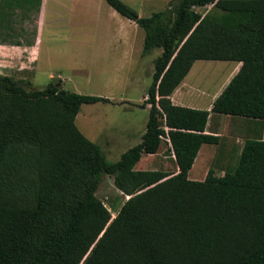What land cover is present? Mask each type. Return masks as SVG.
<instances>
[{
	"label": "trees",
	"instance_id": "1",
	"mask_svg": "<svg viewBox=\"0 0 264 264\" xmlns=\"http://www.w3.org/2000/svg\"><path fill=\"white\" fill-rule=\"evenodd\" d=\"M105 1L143 31V55L161 49L142 140L110 162L75 124L82 104L108 99L0 74V264H264V1L199 13L215 0H170L148 16ZM196 60L241 63L210 110L170 100ZM210 113L225 115L221 135L205 132ZM162 137L175 170L135 169ZM202 145L236 164L189 179ZM102 174L127 196L114 217Z\"/></svg>",
	"mask_w": 264,
	"mask_h": 264
},
{
	"label": "rangeland",
	"instance_id": "2",
	"mask_svg": "<svg viewBox=\"0 0 264 264\" xmlns=\"http://www.w3.org/2000/svg\"><path fill=\"white\" fill-rule=\"evenodd\" d=\"M89 4L90 22L84 25L81 17H75L76 26L69 23V14L61 11L64 19L45 29L44 36L55 35L56 40L45 43L49 46L57 64L52 76L50 73L40 72L31 85L34 89H42L53 80H60L61 87L70 92L96 95L108 99L107 102L82 104L75 118L78 129L88 139L98 143L105 158L110 162L117 161L121 154L142 140L149 115V105H143L146 92L152 82L154 61L161 54L156 48L143 55L141 47L134 58L127 52L121 53L116 47L119 43L104 42V38L115 35L119 27L116 19L109 10H113L105 0H86ZM140 16H148L153 11L163 10L170 0H123ZM247 0H215L214 4L196 7L199 13L217 11V4L240 2ZM264 1V0H251ZM123 20L128 18L122 17ZM98 19L105 20L106 23ZM71 22V20H70ZM133 22V21H132ZM132 35L136 43L140 44L144 33L131 23ZM27 31V30H26ZM32 28H28V33ZM131 34V31H130ZM87 38L86 40L82 38ZM90 39V41L88 40ZM142 46V44H141ZM229 66L221 60H196L189 70L190 83L193 87L188 90L185 100L205 107L210 99L221 91V84L228 74ZM184 93V91L182 90ZM144 97V98H143ZM142 98V99H141ZM129 124L126 134L116 131ZM242 138V137H241ZM170 145L162 139L156 154H143L142 162L149 164V170L161 169L174 171L173 156L169 154ZM204 153V156L202 154ZM217 148L215 145H205L198 152L195 166L191 169L190 177L202 180L205 168H213L216 175H222L224 169H229L231 163L235 165L236 157L223 164H216ZM235 163V164H233ZM138 169V167H136ZM190 171V170H189ZM97 190V196L111 211V217L126 199L116 187L112 177L102 174Z\"/></svg>",
	"mask_w": 264,
	"mask_h": 264
},
{
	"label": "crops",
	"instance_id": "3",
	"mask_svg": "<svg viewBox=\"0 0 264 264\" xmlns=\"http://www.w3.org/2000/svg\"><path fill=\"white\" fill-rule=\"evenodd\" d=\"M60 10L66 11L69 14V23L71 26H76L75 17L77 16L82 18L84 25L90 22L89 14L91 13L89 11L88 1L86 0H0V74L11 76L14 79H26L30 81L32 86L36 83L35 77L40 74V72L50 73L48 75L52 76V71L57 62L55 61L54 55L51 54L52 52L49 46L45 47L44 44L53 42L56 40V37L55 35H47L45 37L44 32L46 28H53L54 25H58V23L64 19ZM109 11L113 19L115 18L118 22L119 27L116 28L115 35L110 38H104L103 41L110 44L115 43L116 45L119 43L116 49L121 50V53L124 51L127 52L133 59L135 54L139 53L140 47L142 48L141 44L143 39L140 44L136 43L131 29V23L134 24V22L129 19L125 21L117 17L119 13L114 11V9ZM98 20L106 23L105 20ZM28 28H32L30 33H28ZM82 39L86 40L87 38L85 37ZM88 40L90 41L89 38ZM222 62L226 66H229L227 70L228 74L221 83L222 85L224 84V88L231 77L239 70L241 63L239 61L228 60ZM188 74L170 95V100L176 105L210 110L213 100L223 88L210 99L209 104L205 107L199 106L194 102H188L185 100V97L188 90L193 87V83H190L191 80L187 79L189 76ZM53 80L55 79L53 78ZM225 119L226 117L223 114L210 113L205 132L221 135L224 130ZM129 127V124L123 127V130L121 129L122 127H120L116 133L124 135L126 134V129L129 130ZM235 142L238 155L244 143V139L236 138ZM203 146L205 145H202L199 151ZM203 156L204 153L201 157ZM172 158L174 160V157ZM142 160L143 154H141L139 161L135 164V169L136 167H138L139 170L149 169V164L142 162ZM194 166L195 162L191 169ZM209 168L210 166L205 168L201 176L202 180L205 178ZM191 169L188 172L189 179H191Z\"/></svg>",
	"mask_w": 264,
	"mask_h": 264
},
{
	"label": "built area",
	"instance_id": "4",
	"mask_svg": "<svg viewBox=\"0 0 264 264\" xmlns=\"http://www.w3.org/2000/svg\"><path fill=\"white\" fill-rule=\"evenodd\" d=\"M167 129V128H166ZM162 139H166L167 141H168V143H169V139L168 138H166V137H162Z\"/></svg>",
	"mask_w": 264,
	"mask_h": 264
}]
</instances>
